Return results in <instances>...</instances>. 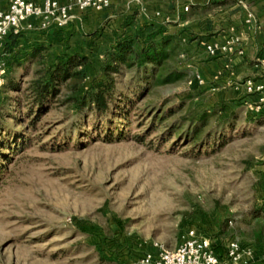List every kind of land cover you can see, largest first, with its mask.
<instances>
[{"label": "rangeland", "instance_id": "374dc122", "mask_svg": "<svg viewBox=\"0 0 264 264\" xmlns=\"http://www.w3.org/2000/svg\"><path fill=\"white\" fill-rule=\"evenodd\" d=\"M7 2L0 0V8ZM69 20L71 15L65 24ZM129 20L118 23L127 28L122 34L152 31L145 25L132 28ZM113 22L104 16L94 26L82 22L85 27L65 32L66 39H52L47 58L76 50L89 58L94 73L100 41L108 38ZM172 26L165 29L171 32ZM30 34L27 39L46 41L43 30ZM71 35L75 38L69 41ZM89 35L85 47L79 44L80 37ZM181 54L168 60V69L179 66L185 76L149 88L134 99L125 119L112 117L110 128L124 135L119 140L103 141L87 127V134L68 132L77 117L59 101L25 128L27 142L7 154L0 174V264H136L157 246L175 247L189 230L209 238L217 251L235 239L252 248L255 263L264 264L257 258L264 251V122L249 120L255 114L239 102L241 97L187 84L189 64ZM35 67L33 63L20 77L21 89ZM128 80L125 71L116 76V90H125ZM5 95L23 100L21 92ZM22 103L14 112L6 108L19 121L7 119L8 128L28 121ZM177 105L155 129L143 132L152 114ZM207 107L220 112L208 116L200 137L226 132L223 119L230 113L233 118L220 146L207 141L196 150L194 142L181 139L172 146L178 133L157 142L166 125ZM137 134L140 140L133 138ZM52 137L67 140L66 146L56 151L40 146Z\"/></svg>", "mask_w": 264, "mask_h": 264}, {"label": "trees", "instance_id": "16d2710c", "mask_svg": "<svg viewBox=\"0 0 264 264\" xmlns=\"http://www.w3.org/2000/svg\"><path fill=\"white\" fill-rule=\"evenodd\" d=\"M128 22L132 24V19ZM34 31L36 30L25 32L34 33ZM23 34L24 32L8 33L2 48L5 71L0 85V174L8 159L7 154L27 142L25 128H32L54 102L69 104L70 110L77 117L76 121L71 123L68 132L80 134L83 131L84 134H87V127L94 133H98L103 141L119 140L124 135L122 131L115 129V126L110 128L113 124L112 117L117 116V118L125 119L126 112L133 105L134 99H139L149 88L172 83L185 76L183 68L174 66L168 69L167 63L177 54H184L182 38L161 26L154 27L152 31L145 32L143 36L138 32L121 33L114 37L104 50L102 58L95 64L92 74L90 72L91 64L86 55L77 52H61L49 59L46 55L49 43L36 41L28 44L21 38ZM21 43L24 44V46L22 45L24 49H20L22 48ZM33 63L38 67L33 69L32 78L21 89L20 77ZM124 71L129 75L125 90H116L115 77ZM191 86L199 87L195 83H192ZM203 86L210 88V86ZM62 89H64L65 96L59 100L60 94L63 93ZM7 92H21L23 100L5 95ZM7 100L9 102L5 103ZM19 101H23L21 105L23 116L28 118V121L24 127L8 128L7 119L18 121L11 112L12 110L16 111L15 105ZM7 107L12 110H7ZM177 108H179L178 105L170 106L162 114H152L143 132L147 133L155 129V124L165 120ZM216 110V108L207 107L187 111L177 121H173L163 128L158 135L157 142L168 141L172 135L178 133L176 139L174 138L171 143L172 146L180 139L194 142L196 150L203 147L207 141L208 145L212 146L216 143V146H220L232 129L231 113L230 116L223 119L222 127L227 130L226 132H219L217 136L211 138H209L208 132L204 133L202 137L199 136L208 116ZM263 118L264 112L261 111L250 117L249 120L262 123L264 122ZM133 138L140 140V135H134ZM66 144L67 140L60 142L52 137L42 142L40 146L50 151H56L65 147Z\"/></svg>", "mask_w": 264, "mask_h": 264}, {"label": "crops", "instance_id": "0c3cea01", "mask_svg": "<svg viewBox=\"0 0 264 264\" xmlns=\"http://www.w3.org/2000/svg\"><path fill=\"white\" fill-rule=\"evenodd\" d=\"M87 14L91 17L86 18ZM70 15V22L63 27L49 26L43 30L47 34L46 43L66 39L65 32L76 33L82 25L85 27L84 23L97 25L104 16L114 22L108 38L100 41L97 57L102 58L114 37L127 29L118 25L124 18L132 19V28L145 25L149 30L157 26L165 29L170 23L173 24L170 33L182 38L189 73L196 72L210 89L241 97L239 102L244 105L256 101V94L244 93L242 83L245 79L262 81L264 77V0H242L240 4L236 0H109L102 12L73 9ZM27 36L33 37L24 32L21 38L28 44L37 41ZM92 36L77 40L85 47ZM227 37H235L237 41L232 51L213 56L206 54L204 43H221ZM70 38L75 37L69 36V41ZM261 111L264 112V104Z\"/></svg>", "mask_w": 264, "mask_h": 264}, {"label": "built area", "instance_id": "2783aa9c", "mask_svg": "<svg viewBox=\"0 0 264 264\" xmlns=\"http://www.w3.org/2000/svg\"><path fill=\"white\" fill-rule=\"evenodd\" d=\"M237 3H242V0H237ZM108 5L109 0H8L6 7L0 9V85L5 71L2 48L8 33L44 30L49 26L60 28L70 18L72 9L99 11ZM236 42L235 37H227L221 43H204L203 49L206 54L213 56L232 51ZM192 83L199 87L204 85L196 72L187 75V84ZM242 84L244 93L257 95L256 101L247 103L246 107L251 113H260L264 104V77L262 81L245 79ZM257 258L264 261V251ZM255 261L252 248L235 239L227 241L217 252L209 238L189 230L175 247L157 246L154 252L139 257L136 264H257Z\"/></svg>", "mask_w": 264, "mask_h": 264}]
</instances>
